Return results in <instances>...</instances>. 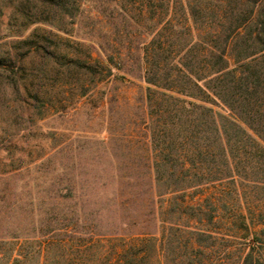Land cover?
Segmentation results:
<instances>
[{"label":"rangeland","instance_id":"obj_1","mask_svg":"<svg viewBox=\"0 0 264 264\" xmlns=\"http://www.w3.org/2000/svg\"><path fill=\"white\" fill-rule=\"evenodd\" d=\"M166 1L176 16L156 8L149 19L146 0H0V39L33 33V43L44 47L24 60L25 51L18 52L16 86L0 80V202L16 204L1 214L12 215L15 226L38 227L46 211L47 229L59 228L51 233L93 238L83 253L87 264H110L112 246L121 251L132 237L167 233L160 213L168 204L155 195L152 118L138 64L148 25L191 26L179 7L191 0ZM66 55L89 60L101 74L78 87L63 66ZM233 194L221 196L217 216L238 212L264 228V189L241 186ZM72 253L64 250V264ZM51 255L34 263L51 264ZM158 255L147 264H158ZM210 261H226L220 242Z\"/></svg>","mask_w":264,"mask_h":264},{"label":"trees","instance_id":"obj_2","mask_svg":"<svg viewBox=\"0 0 264 264\" xmlns=\"http://www.w3.org/2000/svg\"><path fill=\"white\" fill-rule=\"evenodd\" d=\"M146 2L149 19L156 8L164 16H176L177 7L166 0ZM179 7L191 26L168 21L160 29L148 25V41L138 58L152 118L155 195L168 204L160 213L167 216L161 219L167 233L162 239L132 237L121 251L113 245L110 264H147L158 254V264H212L219 242L226 261L218 264H264V228H255L238 212L217 216L223 194L234 195L241 186L264 189V0H210L208 5L191 0ZM32 36L0 39L1 83L16 86L19 51H25L24 60L44 50ZM62 59L80 88L92 81L88 77L101 74L87 59ZM107 60L118 66L113 57ZM108 72L113 75L111 68ZM210 190L214 192L205 195ZM14 205L0 202V264H36L34 258L45 260L50 254L51 264H64L67 249L74 258L66 264H87L83 253L97 241L51 233L59 228L47 229L46 211L38 227L32 221L15 226L12 215L1 214Z\"/></svg>","mask_w":264,"mask_h":264}]
</instances>
